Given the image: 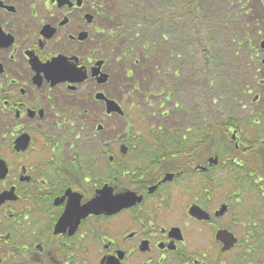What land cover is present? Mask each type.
Segmentation results:
<instances>
[{
  "label": "flooded vegetation",
  "instance_id": "1",
  "mask_svg": "<svg viewBox=\"0 0 264 264\" xmlns=\"http://www.w3.org/2000/svg\"><path fill=\"white\" fill-rule=\"evenodd\" d=\"M258 2L245 11L244 45L256 61L247 71L251 103L264 97V0ZM103 12L85 0H0V264H264L261 119L250 122L263 134L255 143L247 124L232 117L219 139L212 106L199 126L191 119L185 127L179 103L156 121L128 120L122 100L104 89L114 77L101 55ZM87 98L105 117L126 119L124 128L96 125L102 137L93 154L85 148L93 139L85 138ZM107 99L124 113H107ZM164 103L165 95L150 107ZM249 175H256L254 186ZM123 194L128 202H117ZM250 194L258 209L242 205ZM96 197L102 208L85 215ZM221 230L237 242L224 249Z\"/></svg>",
  "mask_w": 264,
  "mask_h": 264
},
{
  "label": "rangeland",
  "instance_id": "2",
  "mask_svg": "<svg viewBox=\"0 0 264 264\" xmlns=\"http://www.w3.org/2000/svg\"><path fill=\"white\" fill-rule=\"evenodd\" d=\"M107 1L111 3V9H119L122 2L126 4L128 1L129 10L136 14L137 8H143L147 14L144 18L138 12L132 17L135 22H141V27L136 28L139 36L133 35V42L130 40L131 43L113 46L107 40L102 47L101 55L107 58L109 71L114 77L104 89L115 99L122 100L128 120L134 116V121L138 122L156 121L164 110L177 112L174 105L179 103L185 111V127L191 124V119L198 126L201 122L203 124L204 111L208 112L212 106L219 123L234 118L248 125L258 116L261 125L255 128H264V97L260 102L251 103L253 96H247L246 93L247 85L251 87L254 84L247 71L256 66V61L248 59L247 47L244 45L247 34L245 11L257 10L254 7L259 5V0ZM89 4H95V0H85L86 8ZM97 19L101 20L99 17ZM132 19L123 16V19L114 22L113 27H105L113 31V35L123 34L122 30L126 29ZM98 21L97 26L100 25ZM250 35L255 37L252 30ZM109 36L103 34L100 39L104 41ZM126 37L131 36L126 34ZM248 61H251L249 69ZM156 64L158 67L154 68ZM128 69H132L129 78L126 77ZM121 81L124 85L119 88ZM134 86H137V92L132 91ZM130 91L134 95L132 98L128 94ZM147 91L152 95L146 98L144 94ZM163 94L168 103L163 104L164 108L154 111L150 106H161ZM88 102L86 117L89 119L88 123L85 122V138L93 139L89 140L85 148L87 153L93 154L99 149L98 139L101 136V133H96V125L103 124L109 129L122 125L124 128L126 119L116 115L105 117L98 103L90 98ZM244 104L246 109H243ZM247 125L246 130L253 138L250 143L263 136L252 124L249 127ZM110 132L107 130L102 134L108 137ZM255 180L256 177H249V184L254 186ZM250 197L243 199L242 205H247L246 209H258L259 205L253 195L250 194Z\"/></svg>",
  "mask_w": 264,
  "mask_h": 264
},
{
  "label": "trees",
  "instance_id": "3",
  "mask_svg": "<svg viewBox=\"0 0 264 264\" xmlns=\"http://www.w3.org/2000/svg\"><path fill=\"white\" fill-rule=\"evenodd\" d=\"M187 1L189 2V0H187ZM124 3L125 2H122V5L119 7V9H117V8L115 9V7L113 9H111L110 8L111 3L109 1H107V0H95V5H98L99 8H102L104 10L103 20H102L101 24L105 28L104 32L106 35H110V36L113 35V31H110V29H107L105 27V25L108 27H113L114 22L117 21L119 18L123 19V16H127V17H130L132 19V17L134 15H137L138 12L142 13L143 14L142 17H144V18L147 16V14L145 13V10L143 8H137L138 12L135 14L134 12L129 10L130 5H129L128 1L126 2V4H124ZM190 4H191V2H190ZM107 9H109V10L107 11ZM105 22H106V24H105ZM140 24H141V22H135L134 18H133L132 22L127 24L126 29L122 30L123 34H120V33L117 34L116 33V35H114L113 38L109 37V39L106 38L104 41L105 42L107 40H108V42L110 41L113 46H121V45H125L126 43H131L134 41V39H132L133 35L139 36V32L137 31L136 28H140L141 27ZM110 25H112V26H110ZM162 31H164V30H162ZM124 33L128 34V36H131V37L127 38L126 34H124ZM163 37L165 38L164 33H163ZM130 40H132V41L129 42ZM145 47H149V46L145 45ZM130 50H131V48L128 49V51H130ZM153 67L157 68L158 64L153 65ZM163 97H164V95H163ZM230 123H231V120H228V122L224 126L221 125L220 123H218V125H217L218 135L217 136L219 139L226 138L225 133L227 131L228 126H230ZM205 136L209 137V133ZM253 160H254V156H252V154H251L249 157L250 165H251V162H253ZM249 174H252V172H249ZM249 176H251V175H249ZM255 177H256V175H254V178ZM252 178L253 177L251 176V179Z\"/></svg>",
  "mask_w": 264,
  "mask_h": 264
},
{
  "label": "water",
  "instance_id": "4",
  "mask_svg": "<svg viewBox=\"0 0 264 264\" xmlns=\"http://www.w3.org/2000/svg\"><path fill=\"white\" fill-rule=\"evenodd\" d=\"M86 17L87 19H89V21L92 20L91 15H87ZM85 36H86V33H85ZM52 74H54V72H52ZM102 76L103 78H101L99 81L101 83H104L105 81H107L108 75L103 74ZM86 78H87V75L85 74V79ZM103 96H104L103 94H97V98H103ZM106 101H107V113H112V112H116L119 114L124 113L121 106L117 102L113 100H108V99ZM122 152L123 153L126 152L124 146L122 147ZM116 199H117L116 200L117 202L126 203L130 199V196L128 194H123L121 195V198L120 196H118V198ZM102 204H103V200L101 201L99 197L94 198L93 200H91L85 205V215L89 214L90 212H98L100 208H102ZM192 213H194L195 215L199 217H201V214H203V212L197 207H194L192 209ZM218 239L225 243L224 249L231 247L233 244L237 242V239L233 236V234L229 233L226 230H221L218 232Z\"/></svg>",
  "mask_w": 264,
  "mask_h": 264
},
{
  "label": "snow or ice",
  "instance_id": "5",
  "mask_svg": "<svg viewBox=\"0 0 264 264\" xmlns=\"http://www.w3.org/2000/svg\"><path fill=\"white\" fill-rule=\"evenodd\" d=\"M128 75H129V76H131V75H132V73H128ZM73 147H75V145H73Z\"/></svg>",
  "mask_w": 264,
  "mask_h": 264
}]
</instances>
